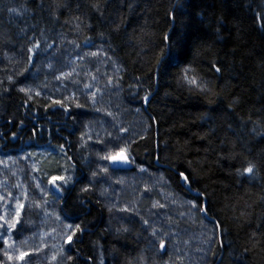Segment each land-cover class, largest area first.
Returning <instances> with one entry per match:
<instances>
[{
	"label": "trees",
	"instance_id": "obj_1",
	"mask_svg": "<svg viewBox=\"0 0 264 264\" xmlns=\"http://www.w3.org/2000/svg\"><path fill=\"white\" fill-rule=\"evenodd\" d=\"M259 4L0 0V118L7 130L35 137L40 124L25 116L54 117L60 104L71 111L64 128L72 131L55 134L54 119H46L43 129H51L56 143L67 146L69 140L77 146L82 134L76 130L86 125V115L93 119L87 112L91 108L101 105L100 111L113 118L128 115L139 125L123 119L137 165L128 174L140 168L156 171L177 198L173 202L165 193V200L157 201L161 209L146 205L141 215L126 213L127 222L113 215L82 170L57 209L71 226L64 235L71 240L57 250L64 252L61 264H167L173 256L180 257L176 264H264V20L256 10ZM61 36L81 50L101 46L114 64L101 98L96 92L82 97L79 110L76 100L36 91L42 81L36 58L42 59L50 40ZM28 42L36 49L30 57ZM73 150L66 151L68 159L43 160L46 168L53 173L60 165L74 169L84 151L75 155ZM249 166L251 174L245 171ZM179 172L198 195L180 183ZM204 201L208 219L202 214ZM34 213L25 215L35 218ZM209 231L212 242L202 236ZM153 235L161 237L158 242H151Z\"/></svg>",
	"mask_w": 264,
	"mask_h": 264
},
{
	"label": "rangeland",
	"instance_id": "obj_2",
	"mask_svg": "<svg viewBox=\"0 0 264 264\" xmlns=\"http://www.w3.org/2000/svg\"><path fill=\"white\" fill-rule=\"evenodd\" d=\"M72 48H74V46ZM66 56L62 53V51L56 53L54 52V58L52 61L54 62V69L52 68L53 71L62 63L66 62ZM67 66L68 67L66 68V70L57 74L55 73V75L52 77L53 82L55 81V79H61L62 81V83L58 85V89L56 88L57 90L54 93H57L60 99L66 100L71 98L72 95L70 96V94L77 93L76 95L78 98L75 99L76 110H79L80 108L78 107V103L79 101H82V97L86 95V93L91 91L85 83L81 82L82 78H89V75L96 74L99 80H101V78L103 79L105 84L106 78L110 77L109 75L113 72L111 68H114L112 59H110L101 49L82 50V52H80V55H77L76 58L73 57L72 61H69V64ZM44 67L46 68L47 65H45ZM104 86L105 85H103V87ZM99 107L101 110V105H99ZM102 112L103 111H100L99 113ZM43 118L46 121L47 117ZM91 124L88 130L85 129L86 127L84 128L85 130L81 135V140L83 142L89 140L91 143H94L92 145L98 146L99 149L102 148V150L106 149L109 144L117 143L120 146V143L122 142L102 144L101 141L103 140H98L100 138L97 137H102L104 134L103 131L106 129L107 131L112 132L114 139L120 138L118 137L119 132H117V128H119L118 125L110 121H104V119H96L92 121ZM114 128L116 129L113 132ZM125 132L128 131L126 130ZM105 136L106 134L103 138L111 137L110 135L106 137ZM132 136H135V134H132ZM27 137H29V142L27 141V143L32 144L33 138L35 137L31 136L30 134H27ZM58 143H56V145L59 146L57 150H55V148L49 147L47 149L28 150L23 154L13 153L12 156H4L2 159H0V174L2 172V176H0V264H30L33 262V264H43L46 261L49 264H56L57 262L63 260L64 252L61 253V251H59V253L61 254L58 255L57 250L59 248L62 249L63 243L69 242V237H64V235L67 233V231H69L70 225L62 222L57 209L59 204L61 203V200L66 195V191L62 188L63 185H70V182L75 179L74 177H72V175L68 176L71 174H68V172H70L68 170H71L72 168L67 167L66 165H64V167L60 165L58 167V172H54L57 174H54L53 172H50L49 169H47L49 165L46 168L45 163L48 161V159L52 158L53 156L59 159L60 153L65 149L63 144ZM86 146L89 145H84V149L88 150ZM81 148L82 145L74 147V150L72 152L76 155L79 149L82 150ZM81 155L82 154H80V156ZM64 156L67 159L69 158L68 155L64 154ZM83 156L89 157L86 153H84ZM43 160L45 161V163ZM14 165H16V167L17 165L21 167L23 173H20L19 170H12L11 166ZM6 170L8 171V173H5ZM64 170L65 173L67 171V175L63 174ZM27 174L29 176L27 181L31 184L25 181ZM53 178H57L55 180V186L53 184ZM159 178H161V175H159L156 171L150 173L144 171L143 168H140V171L135 175V178L129 175L128 181L125 182V184H128V186H124L126 188V192L119 191L123 189V180L120 185L119 179L117 182L109 180V185L106 186V189H109L110 191L114 186V189L116 191L118 190L117 192L121 193L126 201L121 204L122 206L124 205L130 207H139L141 205L145 207L147 205L150 207L151 204H153V208L156 206L157 209H161L162 205L158 204L154 198H159V201H162V198L164 199L165 196L157 197V195H155L154 193V196H150L147 195L146 191L139 192L137 190V188L140 187L138 185L142 184L145 179V183L149 182L151 184L152 182H156L159 183V185L163 188L161 189V192H156L157 194H159L158 196H161L160 194H162V192H165L168 197H171L173 202H176L177 198L173 197V191L171 190L170 186H167L163 182V180L160 181ZM13 179L15 180L14 186L11 185ZM94 183H97V195L103 200L104 204H107L110 210H113V208L117 207L120 203L118 200H116L119 193L115 194L113 191L112 195L106 196L103 189H101L102 186L98 185V182L96 180L94 181ZM111 183L112 185L110 187ZM182 185L185 186V182ZM119 186H121L122 188H120ZM32 188L33 190H37L32 192ZM152 189L153 188L151 187V190ZM44 190L48 192L50 191V195H47L49 196V198L45 196L47 200L43 201L40 200V198L44 196ZM135 190L137 192H135ZM147 192L149 193V191ZM35 193L37 196L39 194L40 198L35 196ZM135 194H137V197H135ZM26 211H33L35 212L34 215L37 216L35 218H29V216H26L25 219L27 220L29 218L27 223H30L29 226H31L33 230L28 234H20V236H17L16 238L14 232H16L15 230L17 228V225L20 223V220L22 218L21 214L25 215ZM173 215H175V213ZM41 251H45V253L43 254V256L41 255L39 257L38 254H40ZM200 263L201 261L192 264ZM187 264H190V262H188Z\"/></svg>",
	"mask_w": 264,
	"mask_h": 264
},
{
	"label": "bare ground",
	"instance_id": "obj_3",
	"mask_svg": "<svg viewBox=\"0 0 264 264\" xmlns=\"http://www.w3.org/2000/svg\"><path fill=\"white\" fill-rule=\"evenodd\" d=\"M259 1H260V4L257 7L259 10L258 9H256V10H257V12L260 13L261 19L264 20V0H259ZM31 43L32 42H28L27 43L28 46L30 45L29 51H28V53H29L28 57H30L36 51L35 48H32ZM50 43H52V45L50 47V50L48 52H44L43 53L44 55H43L42 59L36 58V61L40 62L41 70H40L39 75L41 76L42 81H41V84L39 85L38 90H36V89L35 90L39 93V95L47 96V97L50 95V93H54L58 89V85L62 83L61 79L60 80H56L55 79V81L53 82V78L52 77L55 75V73L57 74V73H60V72H62L64 70H66V68L68 67L67 65L69 64V61H72L73 57L76 58L77 55H80L79 52L75 54V51L76 52L77 51L82 52V50H81L82 48L77 47L78 46L77 43H74L73 41H70L66 37L65 38L62 37V36L58 37V39H55L54 41L50 40ZM76 44H77V46H76ZM73 46H74V48H72ZM76 48H77V50H74ZM98 48L101 49V46H99ZM101 50L104 53H106L105 50H103V49H101ZM59 51H62V53L65 56L67 55L66 56L67 57L66 58V62L62 63L60 66H58L53 71L52 68L54 67L53 66L54 62H52V61H53V58H54V52L56 53V52H59ZM106 55H108V54L106 53ZM45 65H47L46 68L44 67ZM83 80H84V82H83ZM81 82L85 83L86 86L89 88V90H91L90 92L86 93V95L83 96V97H87V99L91 96V93H95V92H96L97 96H99L101 98V95H103V93H102L103 91L101 89L102 88L104 89L103 85H105V87H107V84H109L107 82L104 84L103 79L101 78V80H99V78H98V76L96 74L89 75V78H82ZM76 94L75 93L70 94V96L72 95L71 96L72 100H75V99L78 98ZM95 104H96V102H94L93 105H95ZM95 106H97V104ZM55 108H56V111H54V112H56V114H54L55 116L53 117L51 115L50 116L47 115L46 116L47 120H50V119L51 120L52 119L57 120L56 122H54L56 124V127H57V128H55L56 130H54L55 134H58L57 133L58 130L59 131L63 130L62 132L68 134L69 132L72 131V127H71V129H67V128L65 129L64 127L66 125V121L68 120V115L70 114L71 111L69 110V107L63 106V105H60V104H57L55 106ZM87 112L89 114H93L94 117H93V119H90V117L88 115H86V121L87 120L88 121H87L86 125L83 126L84 128L86 127L85 129L88 130V128L90 127L91 122L96 120V119L97 120L104 119V121H110V122H112V123H114V124L119 126V128H117L118 129L117 132H119V136L118 137H120V138H115L114 139L113 138L114 136H113L112 132H109V131H107L105 129L107 132L104 130L103 131L104 134H103L102 137L101 136H97V137L100 138L98 140H103V141H101L102 144H104V143H115V142H122V143H120V146L117 143L109 144L108 147H106V149L102 150V148L99 149L98 146L92 145L94 143H91L89 140H86V141L83 142L81 139H79V141H78L79 144L78 145L79 146L82 145V148H81L82 150H85L84 149L85 148L84 145H89V146H86V148L88 150L84 151V153H86L87 156H89V157H85V156L81 155L82 156V159H80L81 162L77 163L74 166V169H71V170L69 169L68 170V171H70V172H68V174L71 173L68 176L72 175V177H74L75 180H78V174L80 172H82V170H83V172L87 171L86 175H87L88 178H90L88 186L91 189H97L98 188L96 186L97 183H94V181L96 180L98 182V185L102 186L101 189H103V191H104L106 196L112 195L113 191H114L115 194L119 193V192H117L118 190L116 191L114 189V186L111 188L112 190H110V191H109V189H106V186L109 185V183H108L109 180H111L113 182H115V181L117 182L118 179H119V184L120 185H121V182L123 180V189L119 190V191L126 192V188L125 187L128 186V184H125V182L128 181V177H129V174H128L127 171H131L137 165L134 164L135 163L134 162L135 158H134L133 154H131V151H130V143L127 141L128 132H125L127 127L125 126L126 124L123 121V119L126 120V122H130V124H131V122H133L136 126L139 127V125H138V123L136 124V122H137L136 120L135 121L132 120L133 118H130L128 115H123V116L119 115L117 118H115V117L113 118L111 115H106L104 113V111L102 113H99L100 110L98 108L97 109L91 108ZM83 113L87 114L84 111H83ZM56 115H57V117H56ZM25 117H27L26 119H28L29 121H31L34 124H40L38 126V135L35 134V138H33L32 144L27 143L29 137L22 136L23 133H25V132H23V133H21L19 135V136H22V137L17 136L15 133L7 130L6 126L4 125L6 123H4V120H2V118H0V159H2L4 156H12L13 153L23 154V153H25V151L27 152L28 150L47 149L48 147L49 148H55V150H57V148L59 147L58 145H56V140H58V139L54 135H52L51 129H49L47 127H46L47 129H43V127H44L43 126V122L45 120H44V118L42 116L39 115V113L37 114V113L34 112L33 116H25ZM16 122L17 123H16L15 129L20 130L19 120H17ZM8 125L10 127L12 126V125H10V122H8ZM83 127L82 128L80 127V130H76V131L80 132L79 134H83V131L85 130ZM115 129L116 128L113 129V132H114ZM43 130H44V132H42ZM132 131H134V130H132ZM78 132H76L75 134L77 135ZM105 134H106V136L110 135L111 137L110 138H103ZM135 134L136 135L140 134V132L137 131V132H135ZM67 141H68V143H66L67 146H64L65 149L63 150V152H61L63 154L60 153V156H62V157L64 156V154L66 155V153H67L66 151L67 150L70 152V150L72 148L78 147V145L77 146H73L72 145L73 143H71V142L69 143V140H67ZM31 145L36 147V149H33L34 147H32ZM89 147H90V149H89ZM120 152H123V153H125L128 156L129 163H130V165H132L131 167H122V166H116L115 167V166H112V164L110 162V159L112 157H114L117 153H120ZM87 160H88V162H87ZM11 168H12V170H19L20 173H23V170L18 165H17V167H16V165L11 166ZM3 169H5V168H3ZM5 173H8V171L6 170ZM64 173H65V170H64ZM66 174H67V171H66ZM178 174H179V177H180V182H182L181 184H183L184 182L186 183V180L184 179V177H186V175L182 174L180 172ZM135 175H131V176H133L135 178ZM0 176H2V172H1ZM28 178H29V176L27 174L26 178H25V181H27ZM159 180L162 181L163 177L159 178ZM12 181L13 182H11V185L14 186L15 185V180L13 179ZM145 181H146V179H145ZM145 181H143L142 184L138 185L140 187L137 188V190L139 192L140 191H142V192L146 191L147 195H150V196H154V194L158 196L159 194H157V193L161 192L162 191L161 189H163L159 185V183L152 182L150 184L149 182L145 183ZM27 183H30V182L27 181ZM111 185H112V183L110 184V187H111ZM142 186H144V187H142ZM119 187L122 188L121 186H119ZM151 187L153 188L152 190H151ZM62 188L64 190L68 189L69 185H63ZM36 190H33V188H32V192H34ZM147 191H149V193ZM44 192H45L43 194L44 196L43 197L41 196L42 198L39 197V194L37 196L36 193H35V196L39 197L40 200H43V201L47 200L45 196L50 195L49 194L50 191L48 192V191L44 190ZM135 192H137V191L135 190ZM163 194H165V192H162V194H160L161 196H159V197H162ZM198 194H199V192L196 191V195H198ZM117 196L118 197H117L116 200H118L120 203L118 204L117 207L113 208V210H112L113 211V215L115 217H117V219L118 218H122L124 221H127L126 218H127L128 214H126V213L134 214V213H136L138 211L139 215L142 214V211L140 210V208H144V206H141V205L139 207H130V206H124V205L122 206L121 204L124 203L125 199L121 195V193H119ZM135 197H137V194H135ZM47 198H49V196H47ZM155 200L159 201L158 199H155ZM205 204L206 203L204 201L203 202V207L206 209ZM202 213H203V209H202ZM21 215H22V218H21L20 224H19L20 225V229L17 232V236H20V234H28L29 232H31L33 230L32 227L29 226L30 223H27L29 218L27 220H25L26 219V215H24V214H21ZM203 215L205 216L204 213H203ZM205 218H207V217L205 216ZM127 222H130V221H127ZM161 224L162 225H164V224L166 225L167 223H164V224L163 223H160V224L158 223L157 227H162ZM161 232H163V234L168 233V231L165 228H162ZM169 233H170V231H169ZM17 236H16V238H17ZM202 236L208 238L211 241V237H210L211 236V232L210 231L208 232L207 235L204 232H202ZM158 237L161 238L160 236H158ZM158 237L156 235H153L151 242L153 240L155 242H158L159 241ZM218 241L221 242L220 238H218ZM179 255L181 256V254H179ZM178 259H180V257H178V256L170 257L168 259V263L167 264H176ZM59 262L56 263V264H61Z\"/></svg>",
	"mask_w": 264,
	"mask_h": 264
},
{
	"label": "water",
	"instance_id": "obj_4",
	"mask_svg": "<svg viewBox=\"0 0 264 264\" xmlns=\"http://www.w3.org/2000/svg\"><path fill=\"white\" fill-rule=\"evenodd\" d=\"M145 106H146V102H145V104H144V107H145ZM120 155L126 156V157H127V162H124V161L119 160V159H117L116 161H113L112 159H110V162H111L112 166H115V167H116V166L131 167L132 165H130V163H129V159H128V156H127L125 153H123V152L117 153L114 157H118V156H120ZM181 183H182V182H181ZM185 187H186L187 190H189V192H190L192 195H196V192H194V191L191 189V187L188 185L187 182L185 183ZM203 213L205 214V208H203Z\"/></svg>",
	"mask_w": 264,
	"mask_h": 264
},
{
	"label": "snow or ice",
	"instance_id": "obj_5",
	"mask_svg": "<svg viewBox=\"0 0 264 264\" xmlns=\"http://www.w3.org/2000/svg\"><path fill=\"white\" fill-rule=\"evenodd\" d=\"M217 71H219V69H217ZM191 83H195V80H192V81H190ZM21 91H24V89H21ZM123 151V150H122ZM113 161H116L117 159H119V160H122V161H124V162H127V157L126 156H123V155H120V156H118V157H112L111 158ZM246 172H248L249 174H251L252 172H253V167H251V166H249L246 170H245ZM57 178H53V184H54V186H55V180H56ZM59 179H63V178H59ZM184 179L185 180H187V177H184ZM65 182H67V181H65ZM69 227H71V226H69ZM71 240V236H69V241ZM162 247H163V245H161Z\"/></svg>",
	"mask_w": 264,
	"mask_h": 264
}]
</instances>
